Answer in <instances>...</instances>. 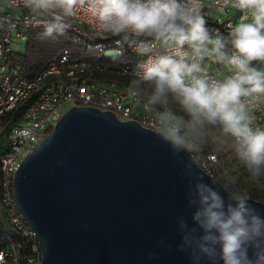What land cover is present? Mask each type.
Masks as SVG:
<instances>
[{"label":"clouds","instance_id":"obj_1","mask_svg":"<svg viewBox=\"0 0 264 264\" xmlns=\"http://www.w3.org/2000/svg\"><path fill=\"white\" fill-rule=\"evenodd\" d=\"M21 4L48 39L64 35L86 8L92 33L128 41L142 58L127 93L188 178L193 226L183 216L177 224L178 250L191 264H264V216L250 195L232 191L226 200V188L205 181L194 161L209 145L229 147L251 184L264 189V127L256 117L264 110V0H4L2 7ZM225 8L241 20L213 35L206 9ZM124 51L118 45L104 55L116 61ZM223 175L237 183L228 170Z\"/></svg>","mask_w":264,"mask_h":264},{"label":"water","instance_id":"obj_2","mask_svg":"<svg viewBox=\"0 0 264 264\" xmlns=\"http://www.w3.org/2000/svg\"><path fill=\"white\" fill-rule=\"evenodd\" d=\"M150 131L73 107L25 157L14 192L42 264H191L177 224L183 216L193 226L188 178ZM228 192L221 188L226 200ZM251 201L264 216V204Z\"/></svg>","mask_w":264,"mask_h":264},{"label":"built area","instance_id":"obj_3","mask_svg":"<svg viewBox=\"0 0 264 264\" xmlns=\"http://www.w3.org/2000/svg\"><path fill=\"white\" fill-rule=\"evenodd\" d=\"M0 0V264H42L43 254L35 232L19 212L14 192V177L25 157L47 136V132L73 107H91L114 113L121 121H136L151 129L152 121L129 98L130 74L141 61L128 41L90 31V18L82 8L73 27L74 50L64 49L41 70L30 74L14 64L16 51L27 45L34 30L43 25L33 21L22 4L2 7ZM207 27L213 35H224L241 14L225 8L207 10ZM121 46L124 55L113 61L105 50ZM257 124L264 127V110L256 113ZM215 148L214 152H208ZM198 166L228 190L244 192L223 149L209 145L194 157ZM242 169L244 166L239 163ZM228 170L235 185L227 184Z\"/></svg>","mask_w":264,"mask_h":264},{"label":"trees","instance_id":"obj_4","mask_svg":"<svg viewBox=\"0 0 264 264\" xmlns=\"http://www.w3.org/2000/svg\"><path fill=\"white\" fill-rule=\"evenodd\" d=\"M43 31L44 29L32 31L25 52L14 56L12 59L14 60L15 65L23 68L30 74L44 68L62 50L75 49V46L73 45V35L70 32H66L64 35L59 36L56 39H48L42 36ZM224 35H227V31H224ZM52 130L53 128L47 132V135H49ZM214 151L215 148H209L208 150V152ZM226 152H228L227 149ZM228 191L232 192L233 190L229 189ZM244 192L250 195L251 200L264 204V189H257L254 185H248Z\"/></svg>","mask_w":264,"mask_h":264},{"label":"rangeland","instance_id":"obj_5","mask_svg":"<svg viewBox=\"0 0 264 264\" xmlns=\"http://www.w3.org/2000/svg\"><path fill=\"white\" fill-rule=\"evenodd\" d=\"M26 50V44L23 43L21 44V48L17 49V52L24 53ZM226 149L228 152H226ZM223 151L226 155V160L228 162V166L232 170V172L235 174V176L242 182L244 186V191L245 188L249 185L252 186L251 182L248 180L247 173L242 169L241 165L239 164V160L236 158L234 151H232L229 147H224ZM228 153V154H226Z\"/></svg>","mask_w":264,"mask_h":264}]
</instances>
